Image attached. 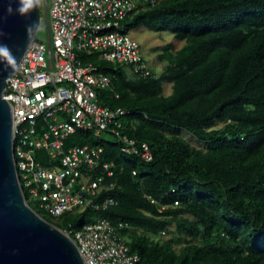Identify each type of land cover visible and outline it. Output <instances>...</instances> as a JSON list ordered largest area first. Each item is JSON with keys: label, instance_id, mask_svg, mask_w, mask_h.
Segmentation results:
<instances>
[{"label": "trees", "instance_id": "trees-1", "mask_svg": "<svg viewBox=\"0 0 264 264\" xmlns=\"http://www.w3.org/2000/svg\"><path fill=\"white\" fill-rule=\"evenodd\" d=\"M121 25L169 29L185 40L175 51L166 43L162 70L149 66L139 77L124 62L77 53L111 77L98 101L128 110L122 131L147 142L152 159L124 152L113 135L77 129L65 147L103 146L101 161L113 163L114 174L94 198L117 203L57 217L28 203L61 229L98 217L125 221L137 264H264V0H144ZM35 157L50 163L42 150Z\"/></svg>", "mask_w": 264, "mask_h": 264}, {"label": "built area", "instance_id": "built-area-1", "mask_svg": "<svg viewBox=\"0 0 264 264\" xmlns=\"http://www.w3.org/2000/svg\"><path fill=\"white\" fill-rule=\"evenodd\" d=\"M141 1L44 0L48 40L35 37L7 79L3 96L13 107L14 162L24 195L54 217L117 203L112 196L94 198L105 178L114 174L113 163L101 161L103 146L65 147L67 137L77 129L113 135L124 152L139 153L146 161L153 157L147 142L138 143L123 133L121 116L128 110L98 101L97 89L111 88V77L77 54L97 52L105 60L128 64L136 77L148 74L140 43L121 25ZM37 150L45 152L49 164L35 157ZM99 166L102 171L92 176V169ZM125 226V221L115 224L98 217L80 226L69 221L62 230L75 243L84 264H137L140 255L130 250L121 232Z\"/></svg>", "mask_w": 264, "mask_h": 264}, {"label": "water", "instance_id": "water-1", "mask_svg": "<svg viewBox=\"0 0 264 264\" xmlns=\"http://www.w3.org/2000/svg\"><path fill=\"white\" fill-rule=\"evenodd\" d=\"M8 0H0V27L17 61L35 38L41 21V6L28 18L7 14ZM18 7L13 3L12 8ZM16 71V70H15ZM0 64V264H84L73 240L28 203L17 173L13 153V107L4 98L8 77L15 73Z\"/></svg>", "mask_w": 264, "mask_h": 264}, {"label": "rangeland", "instance_id": "rangeland-1", "mask_svg": "<svg viewBox=\"0 0 264 264\" xmlns=\"http://www.w3.org/2000/svg\"><path fill=\"white\" fill-rule=\"evenodd\" d=\"M36 32V39L41 41L48 40L47 22L45 18L44 5L41 6V21ZM130 36L135 38L141 46L143 55L149 64V66L156 72H160L162 67L166 64V59H161L160 53L164 50L163 46L166 43H172V51L183 46L185 40L177 39L174 33L169 29H154L145 25L132 27L128 30ZM128 71H132L131 67L127 65ZM163 89L166 94L172 91V82L164 81ZM184 136L190 141V143L197 146H201L203 142L197 140L194 136L188 132H183Z\"/></svg>", "mask_w": 264, "mask_h": 264}, {"label": "clouds", "instance_id": "clouds-1", "mask_svg": "<svg viewBox=\"0 0 264 264\" xmlns=\"http://www.w3.org/2000/svg\"><path fill=\"white\" fill-rule=\"evenodd\" d=\"M43 2L44 0H8V7L6 11L8 15H12L15 12L20 16L28 18L30 13L41 6ZM13 3H18V7L13 9ZM4 19H6V17L0 16V24H2ZM34 26L42 27L39 23L36 25H29L27 26V32L30 33ZM4 35V31L2 27H0V37H3ZM19 63L20 61H17V58L13 54L11 48L7 44L0 42V64H2L5 69L10 68L14 72L18 68Z\"/></svg>", "mask_w": 264, "mask_h": 264}, {"label": "crops", "instance_id": "crops-1", "mask_svg": "<svg viewBox=\"0 0 264 264\" xmlns=\"http://www.w3.org/2000/svg\"><path fill=\"white\" fill-rule=\"evenodd\" d=\"M163 68V67H162Z\"/></svg>", "mask_w": 264, "mask_h": 264}]
</instances>
